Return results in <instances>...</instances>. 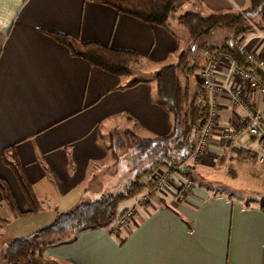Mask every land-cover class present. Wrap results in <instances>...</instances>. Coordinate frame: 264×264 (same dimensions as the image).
I'll return each instance as SVG.
<instances>
[{
    "label": "crops",
    "instance_id": "crops-1",
    "mask_svg": "<svg viewBox=\"0 0 264 264\" xmlns=\"http://www.w3.org/2000/svg\"><path fill=\"white\" fill-rule=\"evenodd\" d=\"M174 3L175 11L163 28L116 14L90 0H0V152L13 148L40 207L36 214H28L12 173L0 160V179L21 214L13 217L0 196V220L7 224L20 221L26 229L34 224L50 225L56 216L119 186L116 182L93 186L96 176L112 167L104 164L107 155L95 137L98 124L101 131L122 122L124 129L140 138L169 130L167 114L153 103L152 84L117 90L128 77L109 75L70 56L44 32L62 34L75 43L135 53L143 58L136 69L146 64L151 74L170 65L182 51L173 31L178 29L177 16L247 8V0ZM258 30L264 32V22L233 38L264 59V41L256 37ZM227 64L223 62L219 78L225 77ZM250 97L264 116V99L257 94ZM216 101V131L208 153L197 163L190 160L194 167L187 178L170 173L161 193L152 190L151 181L140 178L139 197L123 211L143 195L148 200L135 208L129 228L119 231L123 240L115 234L122 211L110 233L102 228L79 231L48 248L47 255L64 264H264V214L258 209L264 197L246 204L211 191L226 186L227 178L243 167L249 176L258 175L253 180L256 193L264 196V166L238 163L237 152L218 139L221 130L241 120V112L224 94ZM183 179L192 188L179 198L177 185Z\"/></svg>",
    "mask_w": 264,
    "mask_h": 264
},
{
    "label": "trees",
    "instance_id": "trees-1",
    "mask_svg": "<svg viewBox=\"0 0 264 264\" xmlns=\"http://www.w3.org/2000/svg\"><path fill=\"white\" fill-rule=\"evenodd\" d=\"M90 1L108 7L116 14L163 28L176 8L174 0ZM176 21L186 29L191 44L177 54L174 64L166 65L150 74L153 103L167 114L168 132L160 136L140 138L132 131L123 129L110 132L104 137L98 130L101 126L98 124L95 137L105 155L115 161L112 166H115L123 155L129 157L132 167L127 175L116 181L119 186L100 194L96 200L80 203L67 213L56 216L50 225L29 237L9 241L2 256L4 264H21L34 257L40 259L45 250L64 243L72 234L101 228L114 218L119 201L141 190L143 184L139 180L143 176L147 181H151V184L158 170L188 177L194 167L190 164L192 153L207 117V95L196 81L195 74L211 56L227 57L236 66L249 71L264 85V72L245 62L231 45L225 42L214 47H201L203 55L201 58L196 55L199 42L214 30H232V37H237L249 33L252 25L259 26L264 22V0H247V8L239 12H211L206 16L188 12L177 16ZM44 33L64 47L70 56L80 57L91 67L112 76L130 77L133 69L143 59L132 52L111 50L90 42L75 43L62 34ZM143 82L145 81L131 79L117 90L130 89ZM0 160L12 173L29 207L28 214L39 212L40 207L16 160L13 148L3 149L0 152ZM0 196L13 217L21 215L1 179ZM258 209L264 214V200L258 204ZM4 223L6 221L0 220V224ZM120 230L126 229L115 228V234H119Z\"/></svg>",
    "mask_w": 264,
    "mask_h": 264
},
{
    "label": "built area",
    "instance_id": "built-area-1",
    "mask_svg": "<svg viewBox=\"0 0 264 264\" xmlns=\"http://www.w3.org/2000/svg\"><path fill=\"white\" fill-rule=\"evenodd\" d=\"M239 12V11H238ZM256 37L264 41V32L258 30ZM231 47L238 56L254 68L264 72V59L247 50V47L238 38L231 40ZM227 62L224 78L218 73L223 62ZM230 77L235 80L232 84ZM195 79L207 95V117L194 147L193 163L205 156L210 149V142L215 135L218 105L216 97L224 94L232 106L241 112V120L232 128L221 130L218 139L226 147L237 152L236 160L240 164H257L264 166V116L251 103V94H257L264 99V85L249 71L234 64L223 55L211 56L196 72ZM170 177L168 171L158 170L153 176L152 190L161 193ZM178 187L179 198L187 194L192 188L188 180H180ZM148 196L143 195L134 206L122 212L115 223L119 229H127L134 217L135 208L147 203Z\"/></svg>",
    "mask_w": 264,
    "mask_h": 264
},
{
    "label": "rangeland",
    "instance_id": "rangeland-1",
    "mask_svg": "<svg viewBox=\"0 0 264 264\" xmlns=\"http://www.w3.org/2000/svg\"><path fill=\"white\" fill-rule=\"evenodd\" d=\"M239 11H242V10H239ZM229 12H238V11L231 10ZM224 13H228V12H224ZM173 31L175 35L177 36V38L179 39V43L182 47V50H184L187 46H190L191 42L188 39L186 29L184 28L183 25L179 24L178 29L173 28ZM232 35H233L232 30H223V29L214 30L213 32L210 33V35H208L206 38H204L202 41L199 42L200 45L198 46L199 49L197 50L196 55H198L199 58H201V56L203 55V51L201 50V47H214V46H218L222 42H225L227 45H231V40L233 38ZM174 63H175V60L170 61V64H174ZM151 70L152 68L146 64L141 65L140 70H138V68L136 69L135 67L133 69L132 75L128 77L126 80L138 79V80H142L150 84H153L150 79V74H149ZM123 129H124L123 123L121 122L119 124H115L113 127H111L110 125L105 126L101 129L100 132L105 137L110 132L120 131ZM119 156L120 155H118V158ZM114 162L115 161H113L111 158L107 157V160L105 161L104 164H106L107 166V165L113 164ZM131 167H132V164L130 163L129 157H127L126 155H123L121 157V160L115 166L105 167L96 176L93 186H97L98 184L99 185L98 187L100 186L102 187L103 185L107 183L111 184V183L118 181L119 179H123L127 175L128 170L131 169ZM239 169L241 170L235 171L234 176H230L229 178H227L226 186L214 187L212 188L211 191H214V193H220V194L226 195L227 197H230V198H238L246 204H251L255 201V199L259 197H264L256 193L257 184H255L256 182L254 181L257 180L258 175H256L255 177H252L246 174V171H242V169H244L243 167H239ZM142 178H146V177L143 176ZM194 179L195 181L197 180L196 178ZM228 188H230V190ZM139 193L140 192H136L132 194L130 197L119 201L116 206V212H115L114 218L111 219L109 222H107L105 225H103L101 227L102 229L101 228L100 229L101 230L106 229L107 230L106 232L110 233L111 228L113 227L115 220L117 219V216L123 211V209L126 206L131 205L132 202L137 197H139ZM2 215L3 214L0 213V217H2ZM47 225L49 224H34L32 228L26 229V227L23 226L20 223V221L11 222L10 224L9 223L7 224V222L4 224H0V264H4L2 262V256L5 252V248L8 242L12 238L22 239V238L29 237L35 231H38L39 229L43 227H47ZM116 235H119L117 237L119 239H122L120 234H116ZM48 250L49 249L44 251L42 258L36 259V257H34L32 259H28L26 261L21 262V264H64V263H60L59 261H56L50 258L47 255Z\"/></svg>",
    "mask_w": 264,
    "mask_h": 264
}]
</instances>
